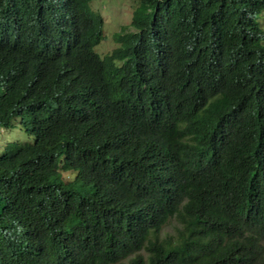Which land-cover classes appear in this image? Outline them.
I'll use <instances>...</instances> for the list:
<instances>
[{
	"label": "trees",
	"instance_id": "16d2710c",
	"mask_svg": "<svg viewBox=\"0 0 264 264\" xmlns=\"http://www.w3.org/2000/svg\"><path fill=\"white\" fill-rule=\"evenodd\" d=\"M93 1L0 0V264H264V0Z\"/></svg>",
	"mask_w": 264,
	"mask_h": 264
},
{
	"label": "rangeland",
	"instance_id": "374dc122",
	"mask_svg": "<svg viewBox=\"0 0 264 264\" xmlns=\"http://www.w3.org/2000/svg\"><path fill=\"white\" fill-rule=\"evenodd\" d=\"M139 0H94L92 3V8L100 12L104 18V40L100 45L95 48V51L104 57V55L110 53L115 47L114 34L119 32L122 27L130 26L132 24V19L134 12L138 8ZM20 140L29 143L32 139L26 138L25 134L21 133L19 130H13L10 132H3L0 137V149L4 145L13 140ZM67 180L73 178L71 173L64 174ZM175 227V222H172L164 230V236L168 234H173Z\"/></svg>",
	"mask_w": 264,
	"mask_h": 264
}]
</instances>
